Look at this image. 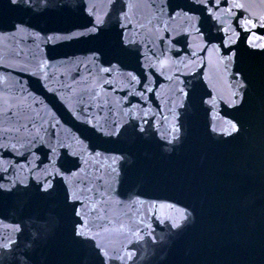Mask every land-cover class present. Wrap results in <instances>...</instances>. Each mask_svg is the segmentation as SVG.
Segmentation results:
<instances>
[{
  "label": "water",
  "instance_id": "95a60500",
  "mask_svg": "<svg viewBox=\"0 0 264 264\" xmlns=\"http://www.w3.org/2000/svg\"><path fill=\"white\" fill-rule=\"evenodd\" d=\"M0 264H264V0H0Z\"/></svg>",
  "mask_w": 264,
  "mask_h": 264
},
{
  "label": "snow or ice",
  "instance_id": "6c2138e0",
  "mask_svg": "<svg viewBox=\"0 0 264 264\" xmlns=\"http://www.w3.org/2000/svg\"><path fill=\"white\" fill-rule=\"evenodd\" d=\"M13 2L15 3V2H18V0H13ZM235 128V126L233 125V129ZM174 226H179V225H174ZM81 227H83V226H81ZM78 235H81V236H84L85 235V233L83 232V231H81V232H79V233H77Z\"/></svg>",
  "mask_w": 264,
  "mask_h": 264
}]
</instances>
